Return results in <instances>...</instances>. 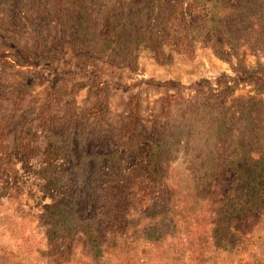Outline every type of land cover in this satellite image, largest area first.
<instances>
[{
    "label": "rangeland",
    "instance_id": "1",
    "mask_svg": "<svg viewBox=\"0 0 264 264\" xmlns=\"http://www.w3.org/2000/svg\"><path fill=\"white\" fill-rule=\"evenodd\" d=\"M164 1L182 5L191 58L165 37ZM64 9L59 19L31 0H0V264H264V201L222 214L246 194L227 158L261 154L250 145L253 125L264 131V102L250 123L240 108L258 92L247 72L264 71V0H65ZM100 92L103 115L85 113ZM135 95L130 147L119 134ZM153 144L176 188L169 200L146 167Z\"/></svg>",
    "mask_w": 264,
    "mask_h": 264
},
{
    "label": "trees",
    "instance_id": "2",
    "mask_svg": "<svg viewBox=\"0 0 264 264\" xmlns=\"http://www.w3.org/2000/svg\"><path fill=\"white\" fill-rule=\"evenodd\" d=\"M35 9L34 12L39 14H52L55 17L61 19L64 15V3L65 0H31ZM162 9L165 11V21H166V36L168 37V41H177V49L185 54L187 58L193 57L194 49L192 46L191 41L187 37V33L182 26L183 24V8L179 1L174 2H166L164 1L162 3ZM7 17L4 16L0 18V26L7 25ZM174 27H178L181 29L180 36H177L174 34ZM113 22L111 19V14L107 13L105 15V18L102 23V32H101V38L104 40H109L112 38L113 35ZM157 38L153 44L155 49H157L159 52L161 51V43H156ZM22 51L29 57H32V53L27 51L25 48L22 49ZM126 55L129 56V51L126 52ZM247 75L251 77V80L255 82L258 85V92L254 96H250L242 105L240 108V114L244 119L250 123L251 119V111L254 107V105H259L264 102V71L261 69L252 70L247 72ZM55 97V94L51 93L49 95L48 101H47V107H50V105L53 103V99ZM99 97L101 100L91 106L90 108H87L84 110L85 113L93 114L98 113L99 116H102L104 113V109L106 106V99L104 97V94L102 92L99 93ZM177 97L176 93L169 94L167 96L163 97L164 100V108L167 110V107L169 103L174 100ZM130 105V119L129 121L122 127L119 137L122 141V144L126 146L133 147L136 144V141L139 140V136L137 134V127L139 124V110H140V104H139V98L137 95L132 96L131 100L129 101ZM1 123V122H0ZM254 133L251 138V144H254V141L256 137L259 138L258 145L259 147H256L255 145H250L252 149H261V154H259V157L256 161H252L251 164H245L243 163V160L237 161L234 159V157L227 158V161L229 163V166L233 168L234 171V189L239 192L242 188H244V192L246 194H242L238 196V199L235 203L232 205L230 203H226V207L222 209V214H226L228 211L229 214L236 215L237 213H242V208L244 207V203L246 201V208H256L257 206L261 205V203L264 201V131L259 132L260 128L253 125ZM20 147L27 151L28 153H31L33 150L30 148V143L26 138H22L19 141ZM161 144H153L151 149L148 151V161H147V170L151 178L161 180L162 182V188L160 192V199L162 200H169L171 199L175 193L176 188L173 184L166 181L163 175V172H161L159 167L160 162V155H161ZM239 147V146H238ZM47 156L50 154V150H47L46 152ZM238 186V187H237ZM237 187V189H236ZM218 232L222 230V228L217 229Z\"/></svg>",
    "mask_w": 264,
    "mask_h": 264
}]
</instances>
